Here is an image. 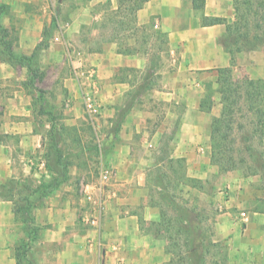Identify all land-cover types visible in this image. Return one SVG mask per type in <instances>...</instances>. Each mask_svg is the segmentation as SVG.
Masks as SVG:
<instances>
[{
	"label": "crops",
	"instance_id": "crops-1",
	"mask_svg": "<svg viewBox=\"0 0 264 264\" xmlns=\"http://www.w3.org/2000/svg\"><path fill=\"white\" fill-rule=\"evenodd\" d=\"M54 2L0 0L9 7V14L0 22L15 36L13 49L17 54L30 56L42 41V31L52 20ZM116 9L117 0H90L77 7L68 21L56 19L40 55L47 73L56 72L55 87L60 92L48 93L61 107L55 124L64 127L60 146L69 165L67 180L49 196L33 197L32 214L39 227L31 249L36 263L165 264L169 260L166 242L153 232L159 208L148 203L149 181L152 171L181 158L187 176L203 183L201 190L182 187L187 206L200 205L202 197L199 201L192 198L196 193L213 206L222 203L223 212L214 214L208 222L215 235L230 239L231 262L264 264V213L253 209L264 192L252 184L251 177L225 178L220 174L217 178L218 170L210 164V124L222 108L215 92L217 70L231 68L234 80H264V45L236 53L231 64V55L223 45L225 24L202 26L191 0H148L136 13V20L138 26L147 28L146 32L152 31L149 35L160 33L165 37L155 59L146 52L120 54L118 45L108 41L98 50H89L82 43L81 29L103 21L107 11ZM203 14L231 23L232 0H205ZM60 26L64 43L53 39ZM99 36L97 27L91 30L89 39ZM65 43L77 48L96 70L99 111L93 119L85 114L70 70L61 67ZM124 69L135 72L122 73ZM26 79L25 68L0 62V264H16L15 247L23 237L12 200L2 195L3 186L11 180L25 179L35 186L52 176L43 158L51 123L35 110L34 96L24 85ZM207 89L212 91L213 104L209 112H204L200 101ZM90 151L95 164L86 159ZM96 165L99 171L108 169L111 175L100 196V226L88 228L79 220L89 210L81 185L89 181V172ZM208 185L209 192H205ZM222 187L229 191L224 202L219 193Z\"/></svg>",
	"mask_w": 264,
	"mask_h": 264
},
{
	"label": "trees",
	"instance_id": "trees-1",
	"mask_svg": "<svg viewBox=\"0 0 264 264\" xmlns=\"http://www.w3.org/2000/svg\"><path fill=\"white\" fill-rule=\"evenodd\" d=\"M82 3L90 0H81ZM148 0H117V9L110 12L112 20V35L108 42L118 45V53L132 54L139 50L128 47L122 48V40L119 34L135 30L136 34L142 30L143 44L147 43L151 36L161 38L165 42L164 35L160 33L147 34L144 26H138L136 13ZM62 0H58L60 4ZM205 0H191V5L196 14L199 15L202 26L225 24L223 45L231 55V64L234 56L241 51H253L264 45V0H232L234 20L226 23L223 18L207 17L203 14ZM9 14V7L0 3V20ZM106 17V16H105ZM105 19V18H104ZM105 20V24H107ZM56 27V17H53L48 27L42 31V41L36 46L30 56L19 55L13 49L15 36L0 22V62L13 67H23L27 72L24 83L28 93H37V100H42V93L36 86V82L43 80L44 73L40 64V55L47 47L52 31ZM129 36V37H128ZM133 34L127 35L126 40ZM136 40V39H135ZM137 42V40H136ZM135 72V70L124 69V72ZM217 92L222 104L219 117L213 118L210 124V164L215 166L218 172H232L238 170L244 177L259 176V189L264 192V151L257 153L245 147L249 159L254 164H247V160L240 156V152L233 147L234 140L231 134L235 127V116L241 110V105L246 109L249 116L248 124L252 127L250 136L246 142L255 138L259 144L264 140V80H251L242 78L234 80L231 68L217 70ZM36 95V96H37ZM212 91L207 89L205 97L200 101V109L204 112L211 110L213 102L210 100ZM34 104V103H33ZM41 107V106H40ZM39 114L49 116L51 123L47 131V141L43 158L45 169L52 174L51 179L33 186L28 179L11 180L5 188L4 197L12 200L15 220L22 225L23 237L20 238L15 247L16 264H37L31 249L38 238L39 227L35 225L32 214L33 197L39 198L49 196L60 184L68 178L69 162L63 155L60 146L61 132L64 127H56L59 117L50 111H42ZM56 123V124H55ZM242 128L241 125H237ZM91 130V127H87ZM149 205L159 208V221L153 224L154 235L165 240V253L169 260L165 264H205L209 254V247L215 245L208 242L202 226V219L195 208L187 206L181 193L182 187L188 186L201 190V180L191 178L186 174L184 159L169 160L164 169H156L151 172L149 181ZM253 209L264 213V198H257ZM224 259V258H223ZM225 262V259L222 261ZM212 264H219L213 262Z\"/></svg>",
	"mask_w": 264,
	"mask_h": 264
},
{
	"label": "rangeland",
	"instance_id": "rangeland-1",
	"mask_svg": "<svg viewBox=\"0 0 264 264\" xmlns=\"http://www.w3.org/2000/svg\"><path fill=\"white\" fill-rule=\"evenodd\" d=\"M54 1H55L54 6L51 10L52 18L56 17L57 20L62 21V22L68 21L69 17L74 14V11L77 7L85 6L87 4V2L82 3L81 0H62V2L60 4L57 3L58 0H54ZM94 10H98V9L94 8ZM110 14L111 13L107 11L105 13L106 17H104L105 19H103V21L87 25L81 29L82 43L85 46L89 47L88 48L89 50H98L100 48L101 43L107 41V39H109L111 37V35L113 33V31H112L113 28L111 25L113 18ZM105 20H107L106 21L107 24H105ZM97 27L100 28V36L97 38V40L89 39V34L91 33V30H93L94 28H97ZM128 27L129 26H127V30L123 34H121V32L119 34V37H121V39H123L121 42L122 48L128 47L131 49L139 50L140 53L146 52V53L150 54V57H154V59H155V57H157L160 54L161 50L163 49L164 45H163L162 39L158 38L156 36H152L148 39L147 43L143 44V39L141 38L142 30H139L136 34L135 30L128 32ZM149 33H152V31H147V34H149ZM131 34H133V36L130 38V40H129V38H128V40H126L127 38H125V37H127V35H131ZM135 39L137 40V42ZM129 43H131V45H129ZM69 46L72 49H74L75 51L78 50L77 48H75L72 45H69ZM64 60H65V58H63V61ZM150 60H151V58H150ZM87 63L89 64L88 61H87ZM41 66H42V64H41ZM61 67L69 70V68L66 64L62 65ZM42 72L44 73L43 80L36 82L37 88L42 91V93L40 94L42 96V100L40 102L37 100L38 95L36 93L33 97L34 108L38 113H39V109H41V107H42V111H50L49 110V104H50L51 105L50 109L52 110L53 115L58 116L59 117L58 119H60V114H61L60 108L61 107L59 105V102L57 99H50L51 97L48 93L50 91L51 92H54V91L60 92L59 88L55 87L56 72L53 70V71H49V73H47V70L45 69L44 66H42ZM49 88H51V90ZM46 101L49 104H45ZM249 116L250 115L246 112V109L243 107V104H242L241 110L239 112H237V114L235 116V124L233 126L235 128H234V130L230 136L231 139H233L235 141L233 144V147L236 150H238L239 152L241 151L240 156L247 160L248 165L254 164V162H252L249 159L248 153L244 152L245 147L249 146L251 150H253L257 153H261L262 151H264L263 142H262V144H259L255 138H253V139L251 138V140L246 142V138L250 136V133L252 130V127L248 124L249 118L251 117V116L250 117ZM45 119L48 120L49 116L46 115ZM237 125H241L242 128H239ZM88 138H87L88 143H86V146L89 147V146H91V140H90V138L89 139ZM92 155H93V152L90 151V153L87 154L86 159L90 160L93 164H95V157H94V155L93 156ZM93 157H94V159H93ZM68 161H69V159H68ZM220 174L223 175V177H225V178H228L229 176L232 178H234V177L235 178H239V177L243 178L244 177L240 174V172L238 170H235L232 172H227V173L218 172L217 178L220 176ZM98 176H99V169H98V166L96 165L92 170H90L89 175H88V179H87L89 181H86L85 183H91V182L97 180ZM249 177H251L252 180L254 181V182H252V184L254 183V186L259 188L260 177L259 176H249ZM253 177H257V179L253 178ZM210 181L213 182V179ZM209 185H210V182H209ZM209 185L206 186L205 192H209V189H210ZM226 188L227 187H225L223 189V187H222V189L219 191V193L222 197L221 198L222 202L227 200V195H228L229 191ZM212 190H213L212 193L214 194L215 188L214 189L212 188ZM201 192H202V194H205V192H203V191H201ZM216 196L218 197L219 195H216ZM200 197H202L200 199V205L197 206V208L195 207V211L201 215V217L204 221V224H203L204 228L203 229H204V232L206 234V239L208 240L210 245H212V244L215 245L214 247H209L210 252L207 256L205 264H212L213 262H217V261L219 262V264H225V263L226 264H233L231 261L233 260L234 257L228 248L229 245H231V244H229V245L227 244V242L230 243V239L229 238L223 239L222 238V237H224L223 235H218V234L215 235L213 233V230H212L209 222H208L209 218L211 216H213L214 214L222 213L224 210V207H223L222 203H220V202H218L219 205H217V204H216V206L214 205L215 207L211 204H208L206 202L205 196L200 195L198 193H196L195 196H193L192 198L196 201ZM198 201H197V203L199 204ZM245 208L247 209V208H249V206H247ZM246 209H243V210H246ZM223 258L225 259L224 263L222 262L224 260Z\"/></svg>",
	"mask_w": 264,
	"mask_h": 264
},
{
	"label": "built area",
	"instance_id": "built-area-1",
	"mask_svg": "<svg viewBox=\"0 0 264 264\" xmlns=\"http://www.w3.org/2000/svg\"><path fill=\"white\" fill-rule=\"evenodd\" d=\"M58 30V33L53 39L55 42L64 43L62 40L63 26L58 27ZM64 58L65 60L61 62V65L66 64L68 66L78 86L85 114L89 119H93L99 111L97 103L99 85L97 83L96 70L87 63L86 58L80 52L75 51L68 44L66 45V43ZM110 175L111 173L108 169H101L96 182L84 183L81 185L83 197L89 204V210L83 212L79 219L83 226L88 228H99L103 207L100 196L109 184Z\"/></svg>",
	"mask_w": 264,
	"mask_h": 264
}]
</instances>
